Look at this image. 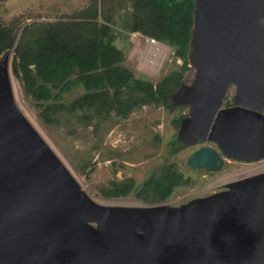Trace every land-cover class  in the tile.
Listing matches in <instances>:
<instances>
[{"label":"water","instance_id":"1","mask_svg":"<svg viewBox=\"0 0 264 264\" xmlns=\"http://www.w3.org/2000/svg\"><path fill=\"white\" fill-rule=\"evenodd\" d=\"M0 56V264H264V171L178 206L93 200L16 105ZM194 75L168 94L186 105L176 140H210L187 157L264 158V0H194ZM233 85L232 104L222 106Z\"/></svg>","mask_w":264,"mask_h":264},{"label":"trees","instance_id":"2","mask_svg":"<svg viewBox=\"0 0 264 264\" xmlns=\"http://www.w3.org/2000/svg\"><path fill=\"white\" fill-rule=\"evenodd\" d=\"M117 3L112 14L105 16L106 22L169 44L174 57L181 60L157 84L137 76L124 64L125 54L113 43L108 24L98 20L103 13L101 0H92L89 7L78 12L77 19L25 25L15 44L16 35H11L7 26L0 23V56L13 50L12 71L20 80L24 94L35 101L44 122L50 123V113L57 112L91 120L111 111L124 117L145 103L174 108L168 94L176 90L185 73L192 69L187 62V50L194 0H119ZM77 87H82L83 92L67 102L44 103L53 98L62 99L64 93ZM179 122V118L174 121L175 125ZM168 144L173 152L184 147L175 137ZM188 182V176L175 164L167 163L140 182L132 177L110 180L100 188V193L107 198L133 194L153 204L166 200L175 188Z\"/></svg>","mask_w":264,"mask_h":264},{"label":"rangeland","instance_id":"3","mask_svg":"<svg viewBox=\"0 0 264 264\" xmlns=\"http://www.w3.org/2000/svg\"><path fill=\"white\" fill-rule=\"evenodd\" d=\"M92 0H0V23L7 26L11 35H16L15 42L23 27L30 23L49 22L59 19H77L78 12L90 6ZM102 14L98 17L106 22L105 16L112 14V7L118 6L119 0H101ZM102 4V2H101ZM128 10L130 1L126 2ZM122 9V8H121ZM121 11H124L123 9ZM100 13V12H99ZM109 33L113 43L125 54L124 64L137 76L145 77L157 84L181 63L175 58L173 50L166 51L162 63L153 69L144 65L145 39L139 32L127 31L110 21ZM14 52L9 50L8 71L14 101L20 111L51 147L58 158L71 172L82 189L95 201L107 205H154L167 203L178 206L189 199L208 195L217 191L224 182L233 181L247 175L264 171V168L251 173L236 172V177L222 180L224 175L250 165L264 162V158L243 161L224 157L223 165L218 170L190 167L186 164L188 155L204 142L185 145L178 152L170 151L168 141L176 137L179 127L175 119L187 114L186 105L166 108L163 104H141L134 107L126 116L115 112L97 115L91 120L78 119L77 115L67 112L50 113L52 121L44 122L39 116L35 101L23 92L20 80L12 71ZM193 68L186 72L182 81L190 84L193 80ZM83 92L82 87L73 88L61 98L45 101L46 104L69 101ZM235 88L231 85L223 100L232 101ZM45 104V105H46ZM223 106V101H222ZM87 113V111H84ZM173 163L188 176L189 182L175 188L170 196L158 203H147L129 194L120 197H103L100 188L110 180H122L132 177L137 182L147 175L159 172L163 165Z\"/></svg>","mask_w":264,"mask_h":264},{"label":"built area","instance_id":"4","mask_svg":"<svg viewBox=\"0 0 264 264\" xmlns=\"http://www.w3.org/2000/svg\"><path fill=\"white\" fill-rule=\"evenodd\" d=\"M141 36L145 39L146 43L145 54L143 56L144 65L146 67H153V69H155L162 63L165 52H169V49H172V47L169 44L157 40L154 37L143 34H141Z\"/></svg>","mask_w":264,"mask_h":264},{"label":"bare ground","instance_id":"5","mask_svg":"<svg viewBox=\"0 0 264 264\" xmlns=\"http://www.w3.org/2000/svg\"><path fill=\"white\" fill-rule=\"evenodd\" d=\"M262 168H264V162H262L260 164H257V165H254V166L250 165L248 167H244V168H241L239 170H235V171L229 173L228 175H224L222 177V180L235 178L236 177V172H238V171H244L247 174V173H251L253 171H256L258 169H262Z\"/></svg>","mask_w":264,"mask_h":264},{"label":"flooded vegetation","instance_id":"6","mask_svg":"<svg viewBox=\"0 0 264 264\" xmlns=\"http://www.w3.org/2000/svg\"><path fill=\"white\" fill-rule=\"evenodd\" d=\"M232 104V101L231 102H228L227 101V99H225V100H223V106H229V105H231ZM263 112H264V109H263ZM198 142H204L205 144H208V145H212L216 150H218V151H220V149H219V147L214 143V142H212V141H210V140H205V141H199V140H197L196 142H195V144L196 143H198ZM187 146V145H186ZM184 147H185V145H184ZM183 147V148H184ZM182 149V148H181ZM229 158H233V157H229ZM234 159V158H233ZM227 182H224V183H222L221 184V187L219 188V189H217V191H220V190H223V189H226V187H225V184H226Z\"/></svg>","mask_w":264,"mask_h":264}]
</instances>
